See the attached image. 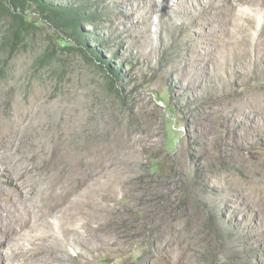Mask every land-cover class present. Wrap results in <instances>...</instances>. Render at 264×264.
Masks as SVG:
<instances>
[{
    "label": "rangeland",
    "instance_id": "1",
    "mask_svg": "<svg viewBox=\"0 0 264 264\" xmlns=\"http://www.w3.org/2000/svg\"><path fill=\"white\" fill-rule=\"evenodd\" d=\"M50 2L101 19L69 51L31 11L39 41L5 72L0 52V263L22 214L63 236L61 214L33 216L72 190V226L99 241L64 264H264L263 18L245 0Z\"/></svg>",
    "mask_w": 264,
    "mask_h": 264
},
{
    "label": "trees",
    "instance_id": "2",
    "mask_svg": "<svg viewBox=\"0 0 264 264\" xmlns=\"http://www.w3.org/2000/svg\"><path fill=\"white\" fill-rule=\"evenodd\" d=\"M31 11L38 14L43 23L64 36L57 38V41L62 49L69 51H76V45L87 49L88 40L95 38L94 27L100 24L101 19V14L94 12L87 4L60 6L50 0H0V52L4 56L2 72L8 69L11 60L19 53L28 52V46L38 42L41 37L42 28L37 26ZM86 29L89 32H85ZM95 45H99L96 40ZM91 47L90 53L102 63L103 60L97 55L98 49ZM51 52L46 50L36 58L33 64L35 71L49 68L55 62ZM102 65L109 69V61ZM112 74L117 77L115 72Z\"/></svg>",
    "mask_w": 264,
    "mask_h": 264
},
{
    "label": "bare ground",
    "instance_id": "3",
    "mask_svg": "<svg viewBox=\"0 0 264 264\" xmlns=\"http://www.w3.org/2000/svg\"><path fill=\"white\" fill-rule=\"evenodd\" d=\"M213 1L215 0H212V2ZM234 1L238 0H227L228 7L230 9H233L232 3ZM245 2L249 3V5L253 7V9L250 10L251 13L245 12L247 15L246 17H248L250 20H253V18L256 16H261L264 22V0H245ZM245 13H241L242 16H240L243 17ZM70 193H73V191H66V193L63 192L64 195L56 196L55 192L50 198L44 201L41 209H39V213L36 216H33L35 218L43 217L45 219L51 213L52 215L57 216L58 213L61 214V216H58V218H62L58 226L62 231L63 236L61 235V238L56 236L57 234H55V231H53L54 225L49 222L42 223V221H40L42 223L41 225H39V223L38 226H35L36 223H33L32 226L28 227L32 215L29 217L22 214L17 222L18 225H20L19 230L22 231L24 229H28V232L27 234L23 233V235H21L20 231H17L15 235L16 238L21 237L19 238L20 241L23 239V237H25V240H23L20 244L18 243V247L16 246V248L11 251L7 262L6 260H3L0 264H64L65 260H63L62 257L66 255V246L76 247L80 244V246L86 251H88L91 246H94V236H92L91 239H86L76 228H74V226H72L78 221L79 215L76 214V209L78 208L75 200V202L73 201L68 204L66 203L67 196ZM82 217L85 218V225L87 217L85 214H82ZM94 239L98 240V237H94ZM103 244H105V241L100 242V245Z\"/></svg>",
    "mask_w": 264,
    "mask_h": 264
}]
</instances>
